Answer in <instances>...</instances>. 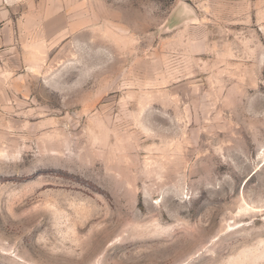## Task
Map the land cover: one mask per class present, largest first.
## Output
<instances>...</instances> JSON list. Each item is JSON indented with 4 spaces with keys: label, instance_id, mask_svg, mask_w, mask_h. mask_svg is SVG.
Segmentation results:
<instances>
[{
    "label": "rangeland",
    "instance_id": "1",
    "mask_svg": "<svg viewBox=\"0 0 264 264\" xmlns=\"http://www.w3.org/2000/svg\"><path fill=\"white\" fill-rule=\"evenodd\" d=\"M0 264H264V0H0Z\"/></svg>",
    "mask_w": 264,
    "mask_h": 264
}]
</instances>
